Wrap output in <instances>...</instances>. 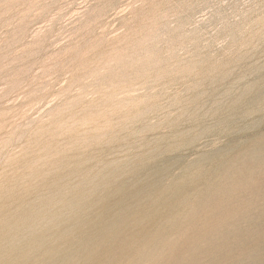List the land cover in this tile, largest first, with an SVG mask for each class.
I'll return each mask as SVG.
<instances>
[{
    "label": "rangeland",
    "instance_id": "374dc122",
    "mask_svg": "<svg viewBox=\"0 0 264 264\" xmlns=\"http://www.w3.org/2000/svg\"><path fill=\"white\" fill-rule=\"evenodd\" d=\"M120 263L264 264V0H0V264Z\"/></svg>",
    "mask_w": 264,
    "mask_h": 264
},
{
    "label": "bare ground",
    "instance_id": "6f19581e",
    "mask_svg": "<svg viewBox=\"0 0 264 264\" xmlns=\"http://www.w3.org/2000/svg\"><path fill=\"white\" fill-rule=\"evenodd\" d=\"M129 209H130V208H129ZM128 211H130V210H128ZM105 212H106V211H105ZM109 212H110V211H109ZM125 213H126V212H125ZM107 214H108V213H107ZM107 214H105V215H107ZM116 214H117V213H116ZM116 214H115V216H116ZM135 214H136V213H135ZM135 214H133V215L135 216ZM109 215H112V214L109 213L108 216H109ZM123 215H124V214H123ZM129 215H130V214H129ZM141 215H143V214L140 213V216H141ZM113 216H114V215H112V217H113ZM134 216H133V219H134ZM118 217H119V216H118ZM125 217H128V215L125 216ZM125 217H124V218H125ZM103 218H104V217H103ZM115 218H116V217H115ZM122 218H123V217H122ZM110 219H111V218H110ZM117 219H118V218H117ZM135 219H136V218H135ZM142 219H143V217H142ZM123 220H125V219H123ZM127 220H128V219H127ZM152 220H153V219H152ZM156 220H157V219H156ZM103 221H104V219H103ZM113 221H114V220H113ZM113 221L111 220V222H113ZM134 221H135V220H134ZM116 222L118 223L117 220H116ZM105 223H106V222H105ZM134 223H135V222H134ZM109 224H111V223H109ZM109 224H108V226H109ZM78 226H79V225H78ZM123 226H124V225H123ZM115 227H116V226H115ZM124 227H125V226H124ZM124 227H123V228H124ZM110 228H111V227H110ZM117 228H118V227H117ZM120 228H121V227H120ZM126 228H127V227H126ZM79 229H80V228H79ZM101 229L103 230V228H101ZM101 229H100V230H101ZM113 229H114V227H113ZM124 229H125V228H124ZM83 230H84V229H83ZM98 230H99V229H98ZM123 231H124V230H123ZM126 231H127V230H126ZM128 231H129V230H128ZM103 232H105V231H103ZM124 232H125V231H124ZM105 233H107V232H105ZM114 233H116V232H114ZM164 233H165V232H164ZM180 233H181V231H180ZM110 234H111V232H110ZM181 234H182V233H181ZM99 235H100V234H99ZM105 235H106V234H105ZM107 235H108V233H107ZM122 235H123V234H122ZM113 238H114V237H113ZM117 238H118V237H117ZM117 238H116V239H117ZM125 238H126V237H125ZM97 239H98V236H97ZM106 239H107V238H106ZM111 239H112V238H111ZM128 239H129V238H128ZM86 240H87V239H86ZM102 240H103V239H102ZM117 240H118V239H117ZM164 240H165V239H164ZM98 241H99V240H98ZM104 241H105V240H104ZM110 241H111V240H110ZM118 241H119V240H118ZM118 241H117V242H118ZM112 242H113V241H112ZM122 242H123V241H122ZM99 244H100V241H99ZM117 245H118V244H117ZM117 245H116V246H117ZM121 247H122V246H121ZM138 247H139V246H138ZM181 248H182V247H181ZM126 249H127V248H126ZM138 249H139V248H138ZM131 250H132V249H131ZM181 250H182V249H181ZM81 251H82V250H81ZM95 251H96V250H95ZM132 251H134V250H132ZM170 251H171V250H170ZM179 251H180V250H179ZM97 252H98V251H97ZM113 252H115V251H113ZM180 252H181V251H180ZM98 253H100V251H99ZM102 253L104 254V252H102ZM171 253H172V252H171ZM92 254H93V253H92ZM24 255H25V254H24ZM45 255H46V254H45ZM82 255H83V254H82ZM105 255H106V254H105ZM115 255H116V254H115ZM142 255H143V254H142ZM96 256H97V255H96ZM96 256H95V257H96ZM140 256H141V255H140ZM30 257H31V256H30ZM46 257H48V256H46ZM62 257H63V256H62ZM64 257H65V256H64ZM142 257H143V256H142ZM149 257H151V256H149ZM43 258H44V257H43ZM100 258H101V256H100ZM100 258H99V259H100ZM105 258H106V257H105ZM166 258H168V257H166ZM97 259H98V258H97ZM120 259H121V258H120ZM164 259H165V257H164ZM37 260H38V259H37ZM124 260H125V259H124ZM143 260H144V259H143ZM158 260H159V259H158ZM109 261H110V259H109ZM120 261H121V260H120ZM122 261H123V260H122ZM149 261H150V260H149ZM149 261H148V262H149ZM156 261H157V260H156ZM164 261H167V260H164ZM91 262H92V261H91ZM106 262H107V261H106ZM85 263H86V262H85ZM120 264H121V263H120Z\"/></svg>",
    "mask_w": 264,
    "mask_h": 264
}]
</instances>
